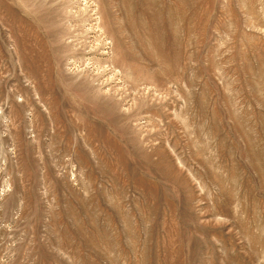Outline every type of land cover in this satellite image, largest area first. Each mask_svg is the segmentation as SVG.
I'll list each match as a JSON object with an SVG mask.
<instances>
[{"label":"rangeland","instance_id":"1","mask_svg":"<svg viewBox=\"0 0 264 264\" xmlns=\"http://www.w3.org/2000/svg\"><path fill=\"white\" fill-rule=\"evenodd\" d=\"M0 264H264V0H0Z\"/></svg>","mask_w":264,"mask_h":264}]
</instances>
